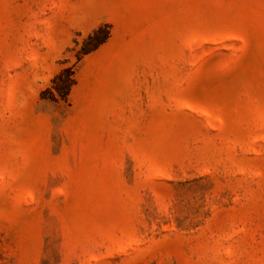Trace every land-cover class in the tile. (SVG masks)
<instances>
[{"label": "rangeland", "instance_id": "obj_1", "mask_svg": "<svg viewBox=\"0 0 264 264\" xmlns=\"http://www.w3.org/2000/svg\"><path fill=\"white\" fill-rule=\"evenodd\" d=\"M0 264H264V0H0Z\"/></svg>", "mask_w": 264, "mask_h": 264}, {"label": "trees", "instance_id": "obj_2", "mask_svg": "<svg viewBox=\"0 0 264 264\" xmlns=\"http://www.w3.org/2000/svg\"><path fill=\"white\" fill-rule=\"evenodd\" d=\"M109 35L108 26L98 27L91 35L87 38V46L83 48L84 53L90 49L97 47L102 43ZM74 84V70L72 67H65L59 73L55 75L52 81V87L58 92L59 98L63 101L68 100L70 90ZM49 89H46L44 93H48ZM57 100L56 98H52Z\"/></svg>", "mask_w": 264, "mask_h": 264}]
</instances>
